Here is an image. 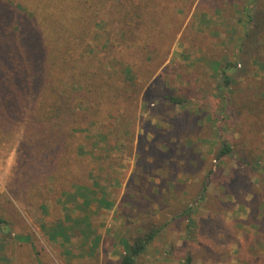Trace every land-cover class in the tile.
Instances as JSON below:
<instances>
[{
	"label": "rangeland",
	"instance_id": "rangeland-1",
	"mask_svg": "<svg viewBox=\"0 0 264 264\" xmlns=\"http://www.w3.org/2000/svg\"><path fill=\"white\" fill-rule=\"evenodd\" d=\"M33 13L56 77L0 128V264H120L151 232L136 264H264V0H0V34Z\"/></svg>",
	"mask_w": 264,
	"mask_h": 264
},
{
	"label": "trees",
	"instance_id": "trees-1",
	"mask_svg": "<svg viewBox=\"0 0 264 264\" xmlns=\"http://www.w3.org/2000/svg\"><path fill=\"white\" fill-rule=\"evenodd\" d=\"M104 0V4H105ZM20 7V6H19ZM36 13L32 14L34 26L30 29L23 27V25H16L12 28H8L5 35L0 34V56L5 55L11 50L13 51L14 39L16 31V50L13 52V56L9 64L2 63L0 57V70L2 78H0V128H4L6 123L16 121L18 118L24 115V110L35 101V106L32 105V116H37V112L41 111L45 107L50 108V104L46 103L50 101L49 97L45 95L46 92H52L54 89V78L56 77L55 69L56 63L52 57L55 54V50L51 48V44H46L45 35L46 31L41 27V20L37 18ZM24 35L20 37V35ZM35 35H38L43 45L42 49L40 43H36ZM10 37V38H9ZM59 37L54 39L58 43ZM51 43L50 40H48ZM38 51H43L41 57ZM44 54V55H43ZM5 58V57H4ZM229 66V65H228ZM224 73L226 71L224 70ZM230 83V78L226 76V85ZM5 94V95H4ZM31 96L35 97V100L29 102ZM53 101V100H52ZM174 104H181L179 99L171 98ZM56 108V107H55ZM54 108V109H55ZM56 110V109H55ZM55 112V111H54ZM54 112L47 120L51 121L54 117ZM56 126L53 125L48 130L50 135L54 138H60L59 131L55 130ZM57 144V143H56ZM232 156L233 151L228 143H224L220 158L225 156ZM8 222L0 217V230H7ZM155 238V233L151 232L144 237H138L134 240L133 244H129L126 247L124 255L121 257L120 264H136L138 257L144 252L146 247Z\"/></svg>",
	"mask_w": 264,
	"mask_h": 264
}]
</instances>
